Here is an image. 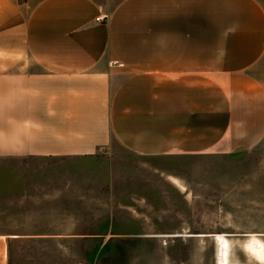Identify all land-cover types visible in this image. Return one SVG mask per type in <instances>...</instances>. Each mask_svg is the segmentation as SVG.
<instances>
[{"label":"crops","instance_id":"obj_1","mask_svg":"<svg viewBox=\"0 0 264 264\" xmlns=\"http://www.w3.org/2000/svg\"><path fill=\"white\" fill-rule=\"evenodd\" d=\"M263 139L264 0H0V264L130 234L69 226L78 212L37 191L38 163L118 147L239 154Z\"/></svg>","mask_w":264,"mask_h":264},{"label":"rangeland","instance_id":"obj_2","mask_svg":"<svg viewBox=\"0 0 264 264\" xmlns=\"http://www.w3.org/2000/svg\"><path fill=\"white\" fill-rule=\"evenodd\" d=\"M53 160L37 164V191L63 195L62 208L78 212L69 226L130 234L98 249H15L11 264H217L216 233L231 241V264H263L245 242L264 240V139L229 155L139 156L118 147ZM10 177L0 168V192L11 189Z\"/></svg>","mask_w":264,"mask_h":264},{"label":"bare ground","instance_id":"obj_3","mask_svg":"<svg viewBox=\"0 0 264 264\" xmlns=\"http://www.w3.org/2000/svg\"><path fill=\"white\" fill-rule=\"evenodd\" d=\"M215 238L218 244L217 264H231V241L225 233H216ZM245 249L256 260L264 264V240L257 234H252L249 237L245 242Z\"/></svg>","mask_w":264,"mask_h":264},{"label":"built area","instance_id":"obj_4","mask_svg":"<svg viewBox=\"0 0 264 264\" xmlns=\"http://www.w3.org/2000/svg\"><path fill=\"white\" fill-rule=\"evenodd\" d=\"M97 19L102 20V19H104V16H98Z\"/></svg>","mask_w":264,"mask_h":264}]
</instances>
